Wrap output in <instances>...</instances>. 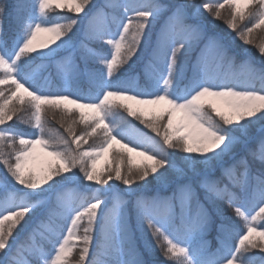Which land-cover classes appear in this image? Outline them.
<instances>
[{
	"label": "snow or ice",
	"instance_id": "6c2138e0",
	"mask_svg": "<svg viewBox=\"0 0 264 264\" xmlns=\"http://www.w3.org/2000/svg\"><path fill=\"white\" fill-rule=\"evenodd\" d=\"M257 30L264 0H0V264H264Z\"/></svg>",
	"mask_w": 264,
	"mask_h": 264
},
{
	"label": "trees",
	"instance_id": "16d2710c",
	"mask_svg": "<svg viewBox=\"0 0 264 264\" xmlns=\"http://www.w3.org/2000/svg\"><path fill=\"white\" fill-rule=\"evenodd\" d=\"M204 17H205V23L208 24V21H209L210 17H208V14L207 13L204 14ZM166 21H167L166 16H164V17L160 18L158 21L154 22V32H153V37H152L153 38V41H155V34L158 33L161 30V28H163L165 26ZM222 24L223 23H221L219 21H216L215 25L213 26L214 29H212L213 31H211L210 33L213 32L214 34L220 35L221 34L220 30H222V28H225L226 27V26L223 27ZM4 27H5V30L9 33V35H11L15 31V28H16V25H15L14 20H7V21H5ZM208 29L211 30L210 27H208ZM176 30H177V28L175 29V32H176ZM257 31H259V30H257ZM263 36H264V33H263ZM90 46L93 47V48H101V47H99V44H95V43L91 44ZM229 47H230V50H231L232 54L236 55V57L238 58L239 53L237 51H234L233 49H231V46L230 45H229ZM200 48H202V44L198 45L197 49H195L192 52V54H191V59L192 60H194L195 59V56L199 54V49ZM62 55H63V53H62ZM255 57L257 58L258 56L256 55V56H254V58ZM145 58H146V56H145ZM92 65H95V67H93ZM92 65H90V66H92L97 71H100L101 70V65L100 64H92ZM142 67H143V61H140L137 64V66H136V71L139 72L142 69ZM40 83L41 84H44V80H40ZM140 83H143V80H140ZM88 86H90L89 83H86L85 82L84 87L87 88ZM52 90L53 91L56 90L55 84L52 85ZM60 118L61 117H60V114L59 113H56L54 117H53V114L52 113H48V120H49V125L48 126L51 129H53L54 132L55 131H59L60 133H62L64 135H67L66 133H64V129L58 123V121L60 120ZM130 119H132V118H130ZM133 122L139 128L144 129L147 132H150L147 128H144L143 126H141L140 124H138L136 121H133ZM12 123L15 124V127L17 129L24 130V131H27L28 130L27 127L24 124H22V123H16V118L15 117H14V120H13ZM75 128H76V133L77 134H79L83 130V127L80 126V125H76ZM93 142H94L93 139H90L89 140V144H92ZM95 142H97V141H95ZM142 191H144V190H142ZM144 192L146 193L147 191H144ZM224 209H225V212H226V214L228 216H233L232 210L229 209V208H227L226 205H224ZM233 220H235V217L234 216H233ZM237 223H239V222L237 221ZM215 236H216L215 231H212L206 237V239L211 240L213 242V244H212L213 248L216 247ZM76 258H77V253L74 252L72 259L75 260ZM156 258L159 260L160 263H163L164 262V258L160 255L159 251H157V253H156Z\"/></svg>",
	"mask_w": 264,
	"mask_h": 264
},
{
	"label": "rangeland",
	"instance_id": "374dc122",
	"mask_svg": "<svg viewBox=\"0 0 264 264\" xmlns=\"http://www.w3.org/2000/svg\"><path fill=\"white\" fill-rule=\"evenodd\" d=\"M93 2L95 3V4H100L101 2H102V0H93ZM170 2H179V0H170ZM81 15H83V14H81ZM164 16H166V19H167V14H165V15H163L162 17H164ZM161 17V18H162ZM209 19V18H208ZM210 20V19H209ZM193 22H195V21H193ZM219 22H221V23H223L222 21H219ZM216 23V22H215ZM223 25V27L225 26V24L223 23L222 24ZM208 27H210V29L211 30H209L208 28H207V31L209 32V34H212V33H210L211 31H213L212 29H214L213 28V26L212 25H208ZM220 32H221V36H226L227 35V33L225 32V28H222V30H220ZM159 33V32H158ZM214 34V33H213ZM256 35V37H257V39L259 40V39H264V36H263V33H261L260 31H257V33L255 34ZM175 38L176 39H181L182 38V36L179 34V29L177 28V30H176V32H175ZM75 39L76 40H79L80 39V34H78L76 37H75ZM200 44H202V47H203V42H201ZM199 44V45H200ZM230 46H231V49H233L234 51H237L238 53H239V56H238V58H237V60H236V63L237 64H239L240 63V60L244 57V55H245V51H247V53H248V55H250L257 63L259 62V58L257 59L256 57V59L254 58V56H256L257 55V52H256V50H255V48H253L252 46H250V45H244L242 42H239V41H236V42H232L231 44H230ZM99 47H102L101 45H99ZM197 47L198 46H196L195 48H194V50L195 49H197ZM233 51V52H234ZM258 56V55H257ZM239 59V60H238ZM93 67H95V65H92ZM91 66V67H92ZM49 75V73H47V72H44L43 73V76H45V77H47ZM85 82L86 83H88V81L87 80H84L81 84H80V88L82 89V94H87L88 92H89V88H90V86H88L87 88H85L84 87V84H85ZM93 91H94V89H93ZM51 113V112H50ZM130 119V118H129ZM138 124H139V122L138 121H136ZM141 126H143V125H141ZM138 127V126H137ZM144 127V126H143ZM145 128V127H144ZM141 129V128H140ZM141 131H143V132H145L146 134H148V135H154L153 133H151V132H147V131H145L144 129H141ZM150 131V130H149ZM90 140V139H89ZM98 142V141H97ZM84 147L85 148H87L88 147V145H84ZM179 155H182V154H180V153H174V156H179ZM103 159L100 161V163L101 164H103ZM3 175V173H2V171H0V176H2ZM74 187V186H73ZM95 187H99V186H95ZM120 188L121 189H123V186L121 185L120 186ZM82 191H83V189H81ZM142 190H144V191H147L146 192V194H151L153 191H154V189H153V187L152 186H149V187H147L146 189H142ZM121 194H123V193H121ZM170 194V193H169ZM125 198L127 199L128 197L127 196H125ZM160 264H164V262L163 263H160Z\"/></svg>",
	"mask_w": 264,
	"mask_h": 264
}]
</instances>
